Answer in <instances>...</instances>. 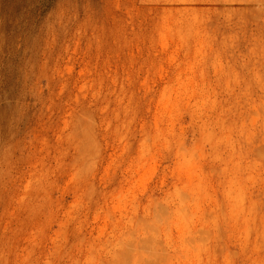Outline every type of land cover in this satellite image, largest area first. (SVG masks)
<instances>
[{"label": "rangeland", "instance_id": "rangeland-1", "mask_svg": "<svg viewBox=\"0 0 264 264\" xmlns=\"http://www.w3.org/2000/svg\"><path fill=\"white\" fill-rule=\"evenodd\" d=\"M0 264H264V0H0Z\"/></svg>", "mask_w": 264, "mask_h": 264}]
</instances>
